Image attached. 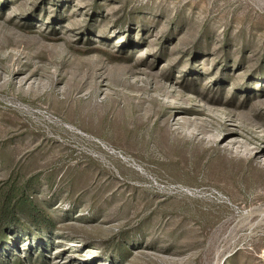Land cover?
<instances>
[{"label":"rangeland","instance_id":"rangeland-1","mask_svg":"<svg viewBox=\"0 0 264 264\" xmlns=\"http://www.w3.org/2000/svg\"><path fill=\"white\" fill-rule=\"evenodd\" d=\"M0 264H264V0H0Z\"/></svg>","mask_w":264,"mask_h":264}]
</instances>
